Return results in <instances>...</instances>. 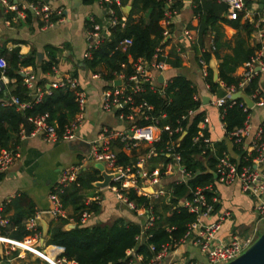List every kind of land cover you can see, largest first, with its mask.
<instances>
[{"label": "crops", "instance_id": "0c3cea01", "mask_svg": "<svg viewBox=\"0 0 264 264\" xmlns=\"http://www.w3.org/2000/svg\"><path fill=\"white\" fill-rule=\"evenodd\" d=\"M27 1L12 0L19 6L24 5ZM175 1L179 2L180 6L178 9L175 8L176 14L169 20L167 25L168 36L162 39L158 58H156V60L163 63V70L158 72L153 68L149 69L151 75L150 86L153 90L159 91L164 88L167 81L175 76L183 77L189 81L195 90L194 99L198 102V108L194 110V115L197 112H203V118L207 119L204 131L211 143V148L214 150L216 144H221L223 153H226L232 161L241 164L242 156L249 148L250 136L239 143L226 135L220 120L219 109L211 103L216 98L224 96L225 88L222 83L218 82L217 78L213 80V73H216L217 76V69L222 58L232 54L237 39H242L245 47L253 51L252 29L242 22H237V27L231 26V21L225 19V12H223L213 25L208 26L200 45L197 35L199 14L194 13V9L203 0ZM214 1L218 3L216 0ZM250 1L253 3V0ZM131 4L132 0H127L120 8L122 18L126 19L128 17ZM50 5L53 8H61L63 17L62 21L55 23L48 29H41L29 13L26 14L24 19H20L15 17L13 13L0 9V52L5 53L16 49L18 55L22 58L33 60L34 66L19 67L18 71L15 72L21 77L22 83L25 79L31 78L30 87H25L31 99H33L34 93H39L42 98L49 95L52 89H57L56 83L59 80L66 75H73L72 77L77 79L87 100L83 123L75 132L78 141L70 144L61 141L46 143L38 136H27L19 144L14 145L18 148L19 158L12 163L5 173L1 174L0 207L16 195H24L32 202L36 213L41 214L38 220L39 228V221L43 218L44 213H48L50 210L51 205L48 194L56 183L59 171L76 164L84 154L81 150L70 149L69 145L78 142L87 144L96 137L102 127L111 130H120L125 127V123L119 122L114 114L105 113L100 109V91L106 84L102 78L106 72L104 66L97 65L92 71L86 66L83 58L89 45L86 22L92 21L98 24L101 20V10L97 3L93 1L91 4H84L82 0H54L50 2ZM139 16L146 22L147 12L141 13ZM134 17H138V15H134ZM245 25L248 27V33L243 30ZM184 30L189 32L191 40L183 37ZM211 46H213V50ZM48 49H53L51 55L56 61V65L50 73L42 72L40 69V66L50 58ZM203 52L209 55L205 65L206 70L209 69L211 72L212 82L216 83L213 92H210L208 85L205 83V77L202 76L198 63ZM4 57L5 55H0L3 60ZM154 60L155 58H152L151 61ZM128 62H130V59H128ZM243 63L234 69L231 76L235 79L238 78ZM93 72L99 74L100 79H90V74ZM159 77L161 78L160 81L158 80ZM258 80V97L264 98V80L261 78ZM14 81L15 79H7L2 75L0 81L2 87H0L1 89L4 88L3 94H6L0 98V102L8 97H14L9 95V92L15 88ZM7 84L9 87H7ZM246 96L248 97V95ZM202 100L206 103L203 104ZM163 119L164 117L159 120L163 121ZM248 119L252 131L264 123V105L249 108ZM154 134L156 137L159 136L157 128ZM145 148L147 146H142L139 151L143 152ZM116 152H118L117 148ZM195 158L201 160L199 157ZM159 163H161V159L154 157L149 161L147 167L152 169L157 167ZM89 169L88 165L85 171ZM179 179V174L173 172L161 177L153 187L142 186V190H146L149 194L158 189L168 192L170 185L176 183ZM98 181H100V178ZM94 183H92L91 189L82 191L85 196V204H89L94 197L99 199L98 212L90 216L85 222V226H107L118 219L139 226L144 224L145 215L134 214L125 205L117 201L109 189L96 188ZM213 197L217 208L211 217L206 218L204 222L216 220L222 212H228L229 218L227 219H230L229 221H226V219L222 221L220 230L216 235L218 241H225L240 226H253L252 201L240 192L237 183L228 186L214 183ZM158 199L160 198L151 197L149 201L153 202ZM63 210L68 219V224L64 226V229H66L67 225L73 224L72 220L68 218L71 215V209L65 208ZM11 213L12 211L9 210L8 213L3 215V218L6 219ZM55 220L49 214L46 221L47 226L50 221L54 222ZM45 240L46 236L43 238L42 244L39 240L38 245L31 250L18 249L15 253L7 255L5 247L9 241H14V239L0 235V258H4L7 264H48L51 262L53 255L60 256L62 248L46 246ZM128 257L131 264H144L142 257L134 252ZM181 261L204 264L205 259L197 247L185 242L176 249L170 250L162 263L169 264Z\"/></svg>", "mask_w": 264, "mask_h": 264}, {"label": "built area", "instance_id": "2783aa9c", "mask_svg": "<svg viewBox=\"0 0 264 264\" xmlns=\"http://www.w3.org/2000/svg\"><path fill=\"white\" fill-rule=\"evenodd\" d=\"M54 0H28L24 5L19 6L12 0H0V9L6 12L13 13L15 17L24 19L26 14H30L34 18L41 29L51 28L55 23L62 21L63 12L61 8H53L50 2ZM164 3L163 18L160 21L162 28V39L168 36L167 25L172 16L176 14V9L172 8L175 0H162ZM218 3L224 4L225 19L228 21L242 22L252 29L253 37V52L250 57L242 64L241 72L237 78L236 86H224L225 94L223 97L216 98L211 103L218 109H224L227 101L228 106L234 103L230 96L236 92L244 93V89L249 85L254 78L264 80V0H253V3L248 6L246 0H216ZM101 10L100 22L93 23L87 27V39L89 45L86 53L83 55L85 60L90 58L92 50H95L99 45L110 36L111 29L118 28L122 30L125 26L126 19L117 16L112 8V5L119 7V0H95ZM183 37L191 40L188 31H183ZM130 45V40L125 38L117 42L116 48L124 51ZM213 50V46H211ZM160 48L155 49L152 58L154 61L145 62L142 59L132 63V73L128 76L123 72H113L111 80H105V86L100 91V109L105 113L114 114L115 118L125 127L120 130H111L107 127H102L96 137L87 143L88 148L86 154H83L81 159L74 165L67 166L59 171L56 183L51 190L55 193L48 194L50 202V210L48 213L55 219H67L63 208L57 198V191L67 187L73 183L76 178L85 171L86 166L89 168L93 164H101L103 172L112 175L109 189L114 198L125 205L131 212L136 215H145L144 224L141 227V233L137 236V243L144 240L143 231L148 229L157 219L149 209H144L142 206H135L132 201L127 198V192L133 191L137 196L145 197L149 200L153 198H162L169 194L161 189L154 190L149 194L146 190H142V186L153 187L158 183V180L173 172L179 174V180L176 183H185L190 177L184 172L181 165L180 156L172 152L173 143L169 144L165 150L164 157L169 161L164 165L159 163L157 167L149 169L147 164L152 158H156L151 145L158 140L155 136L156 123L158 119L164 117H150L147 112L151 111V107L144 101L134 103L133 97L143 91L142 85L147 84L150 89V68L158 72L163 70V63L158 58ZM198 63L201 68V74L205 77L206 65L200 58ZM6 68L5 61L0 58V81L2 72ZM53 69V68H52ZM30 79L24 80L26 88L30 87ZM90 79H100V75L96 73L90 74ZM118 81L117 85H113ZM56 88L71 93L73 102L76 106V112L71 122L67 123L60 135H57L55 128L48 123L47 115H36L28 117L26 122L29 125L28 135L30 137L38 136L46 143H54L61 141L64 143H73L78 141L75 136L76 130L82 125L84 120V112L86 106V95L80 88L78 81L71 75L64 76L56 83ZM1 89V87H0ZM258 88L248 96L252 101V106L264 105V98L258 97ZM42 96L39 93H34L33 102L39 103ZM241 101V100H240ZM1 106H13L19 112H23L30 107V102L19 101L16 97H8L2 102ZM242 111H249L245 104L241 101ZM194 111H189L187 117L191 118ZM186 117H181L184 120ZM140 120L149 121L151 124L139 127L136 123ZM207 124V119L203 118L196 124L198 130L197 135L192 138L193 142H201L204 147H211L206 136H203L204 126ZM159 130L160 134V129ZM164 131L167 127L163 128ZM175 133H180L181 137L185 131L180 127L174 130ZM230 139L241 143L243 139L250 136V144L248 151L242 156V164L232 161L226 153H222L216 158L215 184L231 185L237 183L242 194L250 198L252 201V211L254 214V224L249 233L244 236H238L231 233L228 238L220 242L216 239V235L220 230L222 221L229 218L228 212H222L221 215L214 221L204 222L206 218H210L214 213L213 205L215 204L214 197L207 201L204 196V191H211L210 186L204 188H196L191 192L190 199H183L178 202V207L184 208L188 213L194 214V221L189 224L182 238L174 243L171 247L167 245L161 246L157 252H153L152 246H148L150 253H153L149 259L144 261V264H163L162 261L170 250L176 249L179 245L189 242L197 247L198 251L204 256L207 264H227L243 253L252 243L256 236L259 225L264 221V123L251 130V125L246 117L242 126L233 129L227 134ZM25 128L20 127L18 141L24 140ZM116 145H119L118 148ZM147 146L145 152L139 151L140 147ZM116 148L118 151L129 155L132 151L135 153V162L131 166L122 167L116 164ZM19 158L18 148L0 149V174H3ZM99 175V172H98ZM99 205L98 197H94L91 201ZM1 212V207H0ZM92 215L91 212H82L79 217V224L85 225V222ZM41 214L35 213L28 218L24 225L31 232V235L22 238L19 241H9L5 247L7 255L20 250H31L37 246L41 238V233L36 229L38 220ZM7 225V220L0 215V229ZM132 251L129 253V255ZM128 255V256H129ZM48 264H75L66 261L59 256H52L51 262ZM125 264H131L129 257ZM169 264H194L191 261L173 262Z\"/></svg>", "mask_w": 264, "mask_h": 264}, {"label": "trees", "instance_id": "16d2710c", "mask_svg": "<svg viewBox=\"0 0 264 264\" xmlns=\"http://www.w3.org/2000/svg\"><path fill=\"white\" fill-rule=\"evenodd\" d=\"M94 0H82L84 4H91ZM127 0H119L122 6ZM195 1V0H193ZM179 2H174L172 8L178 9ZM117 16H120L119 7L112 5ZM224 4L215 3L214 0H203V2L194 9V13L199 14L197 35L199 44L205 36L208 26L213 25L219 15L225 12ZM147 12L146 22L141 19L139 14ZM164 3L162 0H132L131 11L126 18L125 26L122 30L118 28L111 29L110 36L91 51L90 58L85 60L86 66L93 71L97 65H103L106 72L102 76L104 80H111L113 72H123L128 76L132 73V63L138 59L150 62L156 48H161L162 28L160 21L163 18ZM138 15V17H134ZM231 26L237 27V21H231ZM91 24L86 22V26ZM243 30L248 33V27L245 25ZM129 39L130 45L124 51L116 48L118 41ZM49 59L40 66L42 72H52L56 65L53 58V49H48ZM252 49L246 48L242 39H237L232 49V54L222 58L217 69L218 82L225 86H236L237 79L232 77L234 69L245 62L252 54ZM5 55L4 61L6 68L2 75L7 79H15V88L9 92V95L16 97L19 101L30 102V107L23 112L16 111L13 106L0 105V149L12 148L19 144L18 135L20 127H23V120L36 115H47V121L60 135L64 126L71 122L76 112V106L73 102L71 93L61 89H52L49 95L43 96L39 103H34L28 91L22 83L21 77L15 73L19 67L34 66L31 58H22L18 55L16 49L9 52H0ZM204 62L208 61L209 55L203 52L200 57ZM130 59V62H128ZM204 78L210 92L216 87L212 82V75L209 69ZM73 76V75H72ZM259 80L254 78L244 89V93L250 96ZM7 87L9 85L7 84ZM143 91L133 97L134 103L144 101L151 107L147 112L150 117L164 116L163 121L158 119L155 124L160 129L158 140L151 147L156 154V158L161 159L164 165L169 161L164 157L167 151L165 148L173 143L172 152L180 156L181 165L185 173L190 177L185 183H173L170 185V192L167 196L150 202L145 197L137 196L133 191L127 192V198L135 206H142L149 209L157 218L153 224L143 231L144 240L137 243L136 238L141 233V227L133 223H125L118 219L107 226H85L79 224V217L82 212H98V205L94 202L84 203L83 190L92 188V183L99 180L98 171L90 168L82 172L76 180L60 191H57V198L63 209L70 208L74 228L64 229L68 224L66 219H56L48 223L46 232V246H57L62 248L60 258L75 264H125L129 253L132 251L146 261L153 253H150L148 246H152L154 253L161 246H172L177 243L184 235L186 228L194 221V214L188 213L184 208L178 207V202L183 199H190L191 192L196 188L210 186L211 191H204L207 201L213 197V188L215 179L210 172L215 170L216 158L223 153L221 144H216L213 148L204 147L201 142H193L192 138L197 135L196 124L203 119V112H197L191 118L187 117L189 111L198 108V102L194 99L195 90L190 82L180 76L171 78L165 84L164 88L156 91L142 85ZM4 88L0 89V98L4 97ZM227 101L224 109H219L220 120L224 126L226 135L233 129L242 126L249 111H242L240 100L228 106ZM186 117L184 120L181 117ZM151 124L149 121L140 120L137 126L143 127ZM167 127L164 131L163 128ZM180 127L185 131L181 137L180 133L174 130ZM203 136H206L203 131ZM118 148L119 145H116ZM144 150L143 152H145ZM142 152V151H141ZM135 153L132 151L129 155L118 151L116 153V164L122 167L131 166L135 162ZM195 157L201 158L197 160ZM242 164V163H241ZM1 179V174H0ZM50 193H55L50 190ZM94 196V195H93ZM92 196V197H93ZM217 206L214 204L213 209ZM12 213L7 216V225L0 229V235L9 237L16 241L31 235V232L25 228V221L32 217L36 211L31 201L24 195L19 194L2 204L0 215ZM40 232V228L36 229ZM0 264H7L0 258Z\"/></svg>", "mask_w": 264, "mask_h": 264}, {"label": "water", "instance_id": "95a60500", "mask_svg": "<svg viewBox=\"0 0 264 264\" xmlns=\"http://www.w3.org/2000/svg\"><path fill=\"white\" fill-rule=\"evenodd\" d=\"M217 78L216 73H213V80ZM159 81L161 78L159 77ZM118 81H115L113 85H117ZM0 86L2 87V83L0 82ZM231 100H241L245 106L249 109L252 107V102L248 99V97L242 92H236L230 96ZM202 103L205 104L206 101L202 100ZM25 135H28L29 125L26 120H23ZM69 148L72 150H81L86 154L88 145L83 142H78L73 145H69ZM92 168H95L99 172L100 181L94 183V186L99 189H105L110 186L112 175H108L103 172V167L101 164H93ZM213 179H216V175L213 172H210ZM49 218L48 213H44L43 218L39 221L40 230H41V238L40 244L43 243V238L47 232V224L46 221ZM74 228V224L67 225L66 229ZM227 264H264V231L261 235L237 258L228 262Z\"/></svg>", "mask_w": 264, "mask_h": 264}, {"label": "rangeland", "instance_id": "374dc122", "mask_svg": "<svg viewBox=\"0 0 264 264\" xmlns=\"http://www.w3.org/2000/svg\"><path fill=\"white\" fill-rule=\"evenodd\" d=\"M95 1V0H94ZM246 2V4L248 5V6H250V3H252V1H250V0H246L245 1ZM251 204H252V202H251ZM230 219H226V221H229ZM225 221V222H226ZM250 230H251V226L249 227V226H247V227H245V226H240V227H238L237 229H236V231H235V234L236 235H238V236H244V235H246L247 233H249L250 232ZM264 231V221L259 225V228H258V230H257V233H256V236L254 237V240H253V242L261 235V233ZM205 259V258H204ZM204 264H207V262L205 261L204 262Z\"/></svg>", "mask_w": 264, "mask_h": 264}]
</instances>
